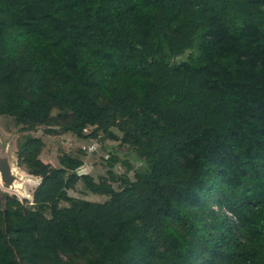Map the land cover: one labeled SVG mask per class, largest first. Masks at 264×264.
<instances>
[{
	"label": "trees",
	"instance_id": "1",
	"mask_svg": "<svg viewBox=\"0 0 264 264\" xmlns=\"http://www.w3.org/2000/svg\"><path fill=\"white\" fill-rule=\"evenodd\" d=\"M0 115V264H264V0H0Z\"/></svg>",
	"mask_w": 264,
	"mask_h": 264
},
{
	"label": "rangeland",
	"instance_id": "2",
	"mask_svg": "<svg viewBox=\"0 0 264 264\" xmlns=\"http://www.w3.org/2000/svg\"><path fill=\"white\" fill-rule=\"evenodd\" d=\"M186 56H187V53L183 54L182 56L177 58V61H181L185 59ZM17 130H18V127L16 126L12 117L0 115V150H2V148H8L9 153L11 155L12 163L17 167V169L22 175L26 176V179L23 183L24 192L20 194L15 193V196L20 201L27 200L31 202L32 193L34 189L36 188V186L38 185L40 178L26 173V171L23 168L17 165V156H16V139L18 136ZM31 133L36 134V135H41L45 141V147L40 155V157L44 161H48V162L52 161V158H51L52 152L58 153V151H64L67 153H73L76 150V146H75L76 137L72 134L68 133V134L57 135V136L47 135L43 132V128H38L37 130L32 131ZM109 144L116 145L117 142L109 141ZM98 148H99V145L97 143V149ZM120 150L122 152H126L127 150H129V147L124 145L121 147ZM134 164L136 166H142V163H140L137 160L134 162ZM91 167H92V164L85 163L82 167L79 168L78 171L80 173H84V172L89 171ZM116 170L121 173L123 171V167L117 166ZM129 175L131 176L132 174L129 173ZM0 192H4V191L0 188ZM68 193L75 197L85 198L87 200L96 201V202H102L107 199L106 196H100V195H94V194L88 193L86 190H84L81 184H78L74 190H70ZM9 194L14 195L13 192H9ZM214 208H216V206H214Z\"/></svg>",
	"mask_w": 264,
	"mask_h": 264
},
{
	"label": "water",
	"instance_id": "3",
	"mask_svg": "<svg viewBox=\"0 0 264 264\" xmlns=\"http://www.w3.org/2000/svg\"><path fill=\"white\" fill-rule=\"evenodd\" d=\"M25 179L26 176L22 175L12 163L8 148H2L0 150V188L7 193L10 189L23 193Z\"/></svg>",
	"mask_w": 264,
	"mask_h": 264
},
{
	"label": "built area",
	"instance_id": "4",
	"mask_svg": "<svg viewBox=\"0 0 264 264\" xmlns=\"http://www.w3.org/2000/svg\"><path fill=\"white\" fill-rule=\"evenodd\" d=\"M82 149L86 150L88 153L96 151L97 149V142H91L90 144L82 145ZM227 214H230L227 212Z\"/></svg>",
	"mask_w": 264,
	"mask_h": 264
},
{
	"label": "bare ground",
	"instance_id": "5",
	"mask_svg": "<svg viewBox=\"0 0 264 264\" xmlns=\"http://www.w3.org/2000/svg\"><path fill=\"white\" fill-rule=\"evenodd\" d=\"M7 191L13 192V193H16V194H20V192H18V190H12V189H10V190H7Z\"/></svg>",
	"mask_w": 264,
	"mask_h": 264
}]
</instances>
